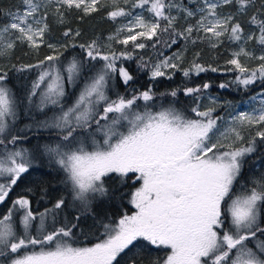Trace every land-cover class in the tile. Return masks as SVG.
<instances>
[{"label": "snow or ice", "instance_id": "obj_1", "mask_svg": "<svg viewBox=\"0 0 264 264\" xmlns=\"http://www.w3.org/2000/svg\"><path fill=\"white\" fill-rule=\"evenodd\" d=\"M21 2L22 9L0 10L7 16V23L0 25V58H11L18 45L37 56L41 47H46L50 54L36 63L12 65L20 72L39 70L23 99L7 86L8 73L0 67V145L4 146L0 151V205L34 167L36 154L15 147L29 140V133L55 134L56 139L38 151L64 172L73 201L84 211H90L98 197L108 195L105 177L109 174L122 178L133 174L140 186L131 195L135 211L124 214L114 226L105 225V238L91 246L74 245L76 224L55 226L57 210L66 207L63 197L41 213L33 212L32 201L26 196L16 198L0 215V257L11 255L8 264H120L118 257H127L125 264H143V253L154 246L167 251L149 264H264V176L240 182L245 158L256 151L257 139L264 142V99L259 110L238 112L221 124L223 118L214 115V106L201 110L196 103L197 94L211 87L204 83L183 89L185 96L194 98L191 112L196 118L175 107L154 112L148 105L155 96L151 87L130 97L116 94L113 99L108 94L116 76L125 86L133 81L128 69L118 64L132 60L133 51L117 52L111 43L98 40L77 45L74 41L81 33L71 28L62 34L69 43L53 44L46 39L51 33L50 14L57 23L66 24L73 11L83 20L107 9L106 18L113 22L130 18L108 41L131 44L133 50L148 48L149 41L153 49L157 45L172 48L180 40L193 45L207 42L213 49L225 39L236 44L238 50L226 61L230 66L227 71L238 73L235 82L247 89L257 80L264 82V11L260 10L264 3L249 19L257 31L245 34L236 17L246 15L257 0H191L198 5L196 9L176 0ZM121 2L144 10L150 18L133 16ZM231 5L236 6V14L219 11ZM190 18L195 23H186L181 29L180 20ZM122 33H126L123 38ZM252 41L260 47L259 55L246 47ZM77 46L84 50L86 60L73 58L62 64L61 49ZM198 58L196 53L191 67L181 69V51L156 62L142 60L140 67L149 69L153 81L171 79L175 71H183L185 77L193 72L220 71L198 63ZM245 61L258 63L251 67ZM66 81L73 86L83 82L71 104L65 102ZM177 94L178 90L169 93L174 98ZM260 96L264 97V92ZM137 101L145 102L144 111L137 110ZM21 105L34 107L47 118L25 125L17 134ZM97 134L101 140L96 139ZM17 212L21 214L17 216ZM36 221L38 234L33 235ZM37 246L39 250H33Z\"/></svg>", "mask_w": 264, "mask_h": 264}, {"label": "trees", "instance_id": "obj_2", "mask_svg": "<svg viewBox=\"0 0 264 264\" xmlns=\"http://www.w3.org/2000/svg\"><path fill=\"white\" fill-rule=\"evenodd\" d=\"M184 3L187 0H182ZM261 3L264 0H257L254 8L249 9L248 13L243 16H237V20L244 28L245 34L249 32L257 31L256 27L249 23L251 15L255 14L260 9ZM23 5L21 0H0V10L3 13L14 12L17 9H22ZM224 12L236 14V6L222 7ZM264 11V9H260ZM107 9L101 10L98 13H93L91 16L85 17L83 20L78 18V13L75 11L67 17L68 23L59 24L55 21V18L50 14L48 23L51 28L50 35L46 36V39L58 44L69 43L68 38L63 37V32L67 28L79 30L81 35L75 38L74 43L87 44L92 40H98L105 44L109 35L115 33L118 28V22H113L106 18ZM264 18V17H261ZM7 23V16L0 14V25ZM187 23V21L181 19V29ZM167 38V37H165ZM149 47L146 49H132L131 44L121 49V51L128 50L133 51L132 60L118 61V64L128 69V71L134 77L133 81L125 86L119 76H116L110 82L109 95L115 99L116 94L130 97L134 93L146 90L151 87L155 94L154 99L148 102L151 111H159L162 108L175 107L183 112L190 118H196L191 112V108L195 106L194 98L185 96L183 89L187 87L202 86L204 83H209L210 88L203 90L202 93L197 94L199 99L196 101L202 105V96L206 92L216 95L222 100L229 102H245L249 100L257 92H264V82L259 80L255 84L249 85L247 89L243 85H239L235 82L238 73L227 71L230 67L226 64L228 59H231V53L237 47L236 44L229 42L225 39V42L220 47L213 49L207 42H197L191 44L184 40H180L172 48H167L163 45H157L156 49L151 47V41L148 42ZM119 43L115 42V46L118 47ZM248 44H255L254 41ZM256 45V44H255ZM258 46V45H256ZM259 47V46H258ZM186 48V51L184 49ZM260 48V47H259ZM63 51L61 56V62L67 65L73 58L77 60H86L84 50L80 47H69L66 51ZM183 51V62L180 64L181 69H188L191 67L192 61L199 53L197 62L203 64L205 67L211 65L220 69L218 72L207 71L196 75L194 72L189 77L183 75V71H175L171 79L167 77H161L155 81L150 78V71L147 68H141L140 64L143 61L156 62L158 59L163 58L166 54ZM162 53V56H161ZM49 53V49L41 47L39 55H34L26 46H17L14 55L11 58H0V67L8 73V80L6 84L9 88L15 92L16 96L20 99L27 94L31 87L32 82L37 78L38 69L26 70L23 72L17 71L12 65H21L36 63L37 60L43 59V57ZM96 63V62H92ZM85 75H88L86 72ZM82 81L77 82L75 86L68 84L66 81L68 95L65 99L66 104H71L76 98L82 86ZM220 84H228L227 88L219 87ZM173 90H178L177 96L174 98L169 93ZM137 110L144 111L145 102L137 101ZM26 111V105H21L19 112V121L16 125V133L20 134L18 128L21 129L26 121H40L47 118L45 114L34 111ZM51 114V111L47 112ZM30 139L24 141L21 144L27 146H33L35 141L37 142L36 160L34 162L33 169L28 174H25L21 178V181L10 193L8 200L3 205H0V215H3L9 207H11V201L20 196H26L32 201V210L34 213L44 212L45 209H51L57 199L63 197L66 202V207L62 210H57L56 215V227H60L62 224H76L77 227L73 229L74 238L73 243L75 246H91L94 243L99 242L105 238V225H115L124 214H129L134 211L133 205L130 203L131 195L139 184V181H134L133 174H129V177L122 178L118 174L112 173L105 177V187L108 189V195L103 198H97L92 205L90 211H84L78 202L73 201V197L70 190V185L65 182V174L61 171L57 165H55L48 156L40 154L39 148H42V144H39L41 139H49V142L56 139L55 134H48L47 132H40L38 134L29 133ZM247 138V137H246ZM1 147V145H0ZM12 148V145H8ZM264 176V142L257 139L256 151L245 158V165L242 176L240 178L241 183H249L251 180L259 179ZM21 213L17 212L19 216ZM79 216V220L75 217ZM49 230H51L52 221L49 219ZM38 221L34 222L33 235H37ZM22 227V226H21ZM38 251L39 246L35 249ZM167 250L157 249L154 246L147 248L143 253V264H149L150 260L163 257ZM11 255L8 258L0 257V264H8L11 259ZM120 264H125L127 257L123 259L119 258Z\"/></svg>", "mask_w": 264, "mask_h": 264}, {"label": "rangeland", "instance_id": "obj_3", "mask_svg": "<svg viewBox=\"0 0 264 264\" xmlns=\"http://www.w3.org/2000/svg\"><path fill=\"white\" fill-rule=\"evenodd\" d=\"M176 2L181 3L182 5H184V6H186V7H189V8H192V9H196L197 6H198L197 4L192 3L191 0H187V2H185V3H184L182 0H176ZM121 6H122V7H126V8H128L130 11H132L133 16H135V15H137V14H144L146 18H150V14H148L147 12H145V11L142 10V9H131L129 5H124L122 2H121ZM219 11H220L222 14H228V13L224 12L223 8L219 9ZM50 12H51V10H50ZM174 14H175V12H174ZM128 19H130V18H119V19L117 20V22H118V27H119L120 25H122V24H126V23L128 22ZM187 23H195V19H191V18H190V19L187 21ZM124 35H126V33H122V34H121V38H123ZM49 42H51V41H49ZM51 43H53V44H58V43H55V42H51ZM108 43H111V44H112V49L115 50V51H117V52L121 51V49L126 48V47H128V46L130 45V44H129L128 46H123V45H119V44H118L119 46L116 47V46H115V42H110V41H108V39H107L106 42H105V45H107ZM246 47H247L248 49H250V50H253V51L255 52L256 55H259V54H260V48H259L258 46H256L255 44H247ZM235 50H238L237 47H236ZM178 52H180V51H175V52H172V53L166 54L165 56H171V55H173V53H178ZM49 53H50V52H49ZM241 59H242V61H243L244 58L242 57ZM245 62L248 63L249 66H251V67H255L256 64L258 63V61H245ZM260 93H262V92H257V93L254 94L249 100H247V101H245V102L235 103V102H229V101H226V100L224 101V100L218 98L216 95L211 94L210 92H206V93H204L203 96H202L201 110H204L205 108L210 107V106H214L215 109H216L215 112H214V115H215V116H220V117H222L223 120H222L220 123L223 124L224 121H228V120H229V118H230L231 115H235V114L238 113V112H241V111H248V112H251V111H253V110H259V109L261 108V106H262V105H261V99H264V97H261V96H260ZM253 97H256V99L254 100ZM213 102H214V103H213ZM32 108H33V107H32ZM32 108L29 109V107L26 106V111H30V112H31V111H33ZM34 111H36V110H34ZM51 115H52V113H51V114H50V113L48 114V116H51ZM45 119H46V118H45ZM42 120H44V119H42ZM42 120H40V121H42ZM18 121H19V119L17 120L16 125H17ZM31 124H33V122H31V121H26L25 124H24V126H23L21 129L18 128L19 132H22V130L25 128V125H31ZM16 125H15V130L17 129V128H16ZM124 130H125V128L122 127V128H121V131H124ZM96 139H97V140H101V137H100L99 134L96 135ZM48 141H49V139H44V138H43V139H41V140L39 141V144L41 143L42 146H43V145H44L45 143H47ZM37 142H38V141H35V143H33V146H31V148H30V146H27V145H24V144H18V145H16L15 147H23V148H26V149H28L29 151H31V152H33V153L36 154L35 149H36V147H37V146H36V145H37ZM86 143H87L88 146H89V150H91V142H90V140L86 141ZM3 147H4V146L1 145V147H0V151L3 150ZM45 156H46V155H45ZM139 186H140V182H139V184H138V186H137L136 188H138ZM135 190H136V189H135ZM135 190H134V191H135ZM134 211H135V209H134ZM134 211H133V212H134ZM131 213H132V212H131ZM131 213H129V214H131Z\"/></svg>", "mask_w": 264, "mask_h": 264}]
</instances>
